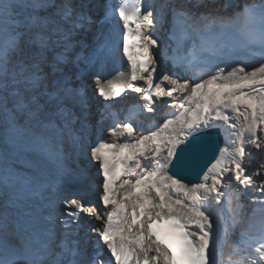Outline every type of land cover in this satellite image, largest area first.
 <instances>
[{
    "label": "snow or ice",
    "instance_id": "obj_1",
    "mask_svg": "<svg viewBox=\"0 0 264 264\" xmlns=\"http://www.w3.org/2000/svg\"><path fill=\"white\" fill-rule=\"evenodd\" d=\"M0 264H264V0H0Z\"/></svg>",
    "mask_w": 264,
    "mask_h": 264
},
{
    "label": "bare ground",
    "instance_id": "obj_2",
    "mask_svg": "<svg viewBox=\"0 0 264 264\" xmlns=\"http://www.w3.org/2000/svg\"><path fill=\"white\" fill-rule=\"evenodd\" d=\"M259 58V54L258 52L255 55H250L249 56V63L255 64L257 62ZM117 71L114 72L112 74V76H110L108 79L112 81L113 85H117L119 83L123 82L124 77L121 75V73L124 72H128L129 71V66L126 62V58H125V62L123 65L121 64H117L116 65ZM134 95V94H133ZM131 98L127 99V101H130ZM136 101L138 102V100L136 99ZM143 102V101H142ZM120 105V104H119ZM121 108L123 109L124 106H121ZM163 108L159 114L156 113H151L149 112L148 115H143V116H137L138 120L141 121V125L144 126V128H148V122L151 121L152 119L155 121L154 124H152V127L157 124L159 122V118L164 116L167 113V110L171 111V109L169 108H165V107H161ZM166 111V112H165ZM123 111L121 110V112L117 113L118 115H123L122 113ZM176 114L179 115V110H176ZM122 118V116H121ZM123 139V138H122ZM229 191H231V189H229ZM228 208L234 209L235 208V199L233 198V200L231 201V203H229V201L227 200V198H222L220 205H216L215 208L213 209V214L214 216L218 215L222 218V220H224L225 222H230V217H228ZM238 236V233L236 234ZM225 238V236H224ZM232 238L233 237H228L227 241L228 244L232 243ZM226 239V238H225ZM224 250L225 252H227V247L224 246Z\"/></svg>",
    "mask_w": 264,
    "mask_h": 264
},
{
    "label": "water",
    "instance_id": "obj_3",
    "mask_svg": "<svg viewBox=\"0 0 264 264\" xmlns=\"http://www.w3.org/2000/svg\"><path fill=\"white\" fill-rule=\"evenodd\" d=\"M221 140H223V135H221ZM217 155H219V153H217ZM214 162V161H213ZM209 167H210V164H209Z\"/></svg>",
    "mask_w": 264,
    "mask_h": 264
},
{
    "label": "rangeland",
    "instance_id": "obj_4",
    "mask_svg": "<svg viewBox=\"0 0 264 264\" xmlns=\"http://www.w3.org/2000/svg\"><path fill=\"white\" fill-rule=\"evenodd\" d=\"M165 108H167V107H165ZM163 108H161V110H162ZM169 110H167V112H168ZM166 112V111H165ZM231 238V237H230ZM233 239V238H232Z\"/></svg>",
    "mask_w": 264,
    "mask_h": 264
}]
</instances>
